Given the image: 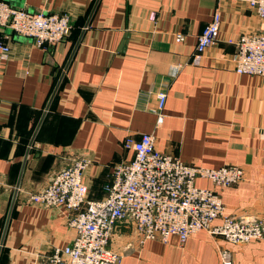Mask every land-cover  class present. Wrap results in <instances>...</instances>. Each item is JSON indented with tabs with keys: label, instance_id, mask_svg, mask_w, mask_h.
<instances>
[{
	"label": "crops",
	"instance_id": "obj_1",
	"mask_svg": "<svg viewBox=\"0 0 264 264\" xmlns=\"http://www.w3.org/2000/svg\"><path fill=\"white\" fill-rule=\"evenodd\" d=\"M0 1L67 14L72 25L46 49L0 32L10 47L6 59L0 52V243L27 156L0 264H32L74 241L66 211L33 204L30 195L87 153L94 161L84 174L88 198L102 199L113 166L134 156L124 148L129 134L153 133L161 153L188 165L242 167L246 180L232 187L197 184L220 193L228 216L264 221V77L237 74L227 42L264 32L248 0ZM217 10L219 42L193 64L198 36ZM176 65L182 68L172 77ZM159 91L167 92L160 124L152 112ZM110 248L123 255L121 264H222L220 248L231 264H264V240L238 246L199 232L183 245L176 235L142 243L124 223Z\"/></svg>",
	"mask_w": 264,
	"mask_h": 264
},
{
	"label": "built area",
	"instance_id": "obj_2",
	"mask_svg": "<svg viewBox=\"0 0 264 264\" xmlns=\"http://www.w3.org/2000/svg\"><path fill=\"white\" fill-rule=\"evenodd\" d=\"M248 5L264 20V0H248ZM221 23L217 10L198 36L193 64L198 65L205 51L218 44ZM71 27L67 14L30 12L0 1V32L9 30L31 38L37 47L46 49L63 41ZM183 40L179 35L178 41ZM227 42L235 46L232 62L237 74L264 77V32L243 34ZM0 52L3 59L10 52L2 40ZM181 68V65L174 66L171 76L176 77ZM166 101L167 92L159 91L157 105L152 110L159 124ZM124 148L134 156L113 166L102 199L88 198L84 174L94 161L87 153L75 155L41 191L30 195L33 204L65 210L67 224L76 233L71 244L57 247L49 255H38L32 264H121L123 255L113 251L110 242L122 223L135 227L142 243H167L176 235L183 245L199 232L238 246L264 240L263 220L228 216L220 193L197 184L198 180H206L218 189L232 187L246 180L242 167L208 169L188 165L177 156L161 153L153 133H142L139 138L129 134ZM261 184L264 187V176ZM216 220L220 224H215ZM219 255L222 264H231L228 250L220 248Z\"/></svg>",
	"mask_w": 264,
	"mask_h": 264
},
{
	"label": "water",
	"instance_id": "obj_3",
	"mask_svg": "<svg viewBox=\"0 0 264 264\" xmlns=\"http://www.w3.org/2000/svg\"><path fill=\"white\" fill-rule=\"evenodd\" d=\"M32 142H33V140L31 141V144H32ZM26 159H27V156L25 157L23 166H22L21 171H20V175H19L17 186H16V190H15V193H14L11 205H10V209H9V212H8V215H7L6 222H5V226H4V230H3V235H2L0 246L3 244L4 238H5V234L7 232L8 226H9L10 218H11L12 211H13V208H14L15 199H16L17 191H18V188H19V185H20V180H21V177H22V174H23L24 164H25ZM0 252H1V247H0Z\"/></svg>",
	"mask_w": 264,
	"mask_h": 264
}]
</instances>
